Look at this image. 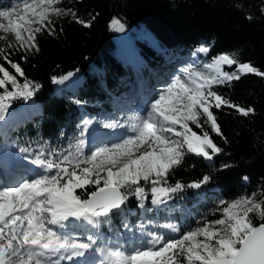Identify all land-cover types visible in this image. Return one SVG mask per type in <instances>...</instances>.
<instances>
[{
	"label": "snow or ice",
	"instance_id": "snow-or-ice-1",
	"mask_svg": "<svg viewBox=\"0 0 264 264\" xmlns=\"http://www.w3.org/2000/svg\"><path fill=\"white\" fill-rule=\"evenodd\" d=\"M62 3L22 0L10 9L0 10V41L5 45L0 47V59L14 70L0 64V120L13 100H27L40 87L27 79L20 82L18 77H24V71L10 59L8 50L38 52V34H55L53 18L71 16L84 27L91 26L73 9L58 6ZM112 26L124 30L117 19H113ZM209 51L206 45L195 50L205 55ZM233 65L234 71H225V66ZM180 72L182 75H176L150 102L145 114L103 125L125 128L131 135L85 153L84 137L90 121L84 120L76 142L65 152L53 149L46 154L41 148L36 154L31 162L41 173L12 186L0 185V264H64L89 252L99 254L98 264H264V223H253V214L264 221V198L258 200L257 193L221 200L220 218L205 220L176 238L146 231L147 226L141 224L139 231L148 239L131 250L119 243H104L98 232H89L85 240L64 231L69 221L78 222L74 227L98 229L114 212L123 210L130 196L141 201L143 207L145 185H150L152 202L160 204L185 187L200 188L211 179L206 175L188 185L179 181L168 184L169 174L183 164L186 154L211 161L222 151L208 130L222 136L213 108H235L244 116L254 112L233 104L214 86L231 84L247 74L264 77V71L251 62H241L235 54L225 53L202 68L185 67ZM71 75L60 80L54 77L53 82L62 83ZM19 151L31 155L27 147ZM89 187L94 190L88 191ZM124 227L129 225L125 223ZM163 227L179 233L175 225Z\"/></svg>",
	"mask_w": 264,
	"mask_h": 264
},
{
	"label": "trees",
	"instance_id": "trees-1",
	"mask_svg": "<svg viewBox=\"0 0 264 264\" xmlns=\"http://www.w3.org/2000/svg\"><path fill=\"white\" fill-rule=\"evenodd\" d=\"M12 2L16 6L22 0H0V10L7 9ZM58 6L73 9L91 26L84 27L71 16L53 18L55 34L46 31L38 34V52L8 50L10 59L24 71V77H18L20 82L27 79L40 87L25 101L26 119L14 128L2 127V149L15 144L36 154L41 148L46 154L53 149L65 152L81 132L79 107L90 110L100 125L115 118L120 109L114 99L125 91V82L133 78L132 69L124 65L127 46L123 39L137 43V55L149 65L158 62L163 50L179 58L206 45L210 51L199 56L201 67L227 53L264 71V0H63ZM113 19L123 24L124 38L116 36ZM139 36L142 40L136 39ZM118 39L122 42L120 46ZM152 44L158 47L154 49ZM4 46L0 41V47ZM0 64L14 73L3 59ZM235 67L225 66V71H234ZM69 73L75 78L73 84L68 85L67 79L53 82L54 77L60 80ZM214 90L233 104L254 112L244 116L235 108H213L222 136L208 130L222 151L209 162L186 154L183 164L169 174L168 184L179 181L188 185L206 175L211 179L200 188L185 187L171 194L170 200L178 204L161 209L156 220L150 210V185H145L147 198L143 207L141 201L130 196L122 211H116L108 222L91 230L98 232L104 243L122 240L127 235H133L137 242H146L148 238L138 233L141 224L147 226L146 231L174 238L163 225H175L179 234H183L205 220L220 218L221 200L231 201L251 193H257L258 200L264 198V77L243 75L231 84L214 86ZM192 127L199 133V129ZM194 192L204 193V200L191 208L194 214L191 217L185 207L197 199ZM133 208L135 213L131 214L129 210ZM253 223L259 225L264 221L253 214Z\"/></svg>",
	"mask_w": 264,
	"mask_h": 264
},
{
	"label": "rangeland",
	"instance_id": "rangeland-1",
	"mask_svg": "<svg viewBox=\"0 0 264 264\" xmlns=\"http://www.w3.org/2000/svg\"><path fill=\"white\" fill-rule=\"evenodd\" d=\"M116 36H120L123 37L125 36L123 31H118V34ZM136 39L138 40H142L141 37H136ZM126 42V51H127V57L126 59V65H130V66H134L133 65V60L139 62L138 60V55H137V46H139L137 43L132 44L130 41L123 39ZM118 45L122 42H120V40L118 39L117 41ZM151 43V42H150ZM119 45V46H120ZM153 48L156 49L158 46L156 44H152ZM164 60V59H163ZM172 62L171 60H168ZM147 65V64H146ZM180 64H177L176 66L178 67ZM184 67H196V61L194 59H192L190 62H186L184 64ZM167 66V62L164 60L163 61V65L162 68L163 70H161L162 68H150L147 72V76H150V78L147 81H143L141 87L139 86V84H134L135 81L132 80L131 84L129 85V93L130 96H128L127 98H125L124 100V106L123 108L127 109L126 113H125V117L123 118H118L116 121L113 122H123L125 121L130 115L133 114H145L148 106L150 104L151 101H153L154 99H156L158 97V95L160 94V92L171 82H169L171 79H174L173 77H167L166 75H168V73H170V69L169 72L163 73L164 72V68ZM175 65H172L171 67H174ZM157 71H161V72H157ZM75 82V78H73L72 76L70 78L67 79V84L71 85ZM73 87V86H71ZM143 90H150L152 92L151 97H148V100L144 103H142V95L144 93ZM59 90L58 88H56L55 94H58ZM147 95V93H146ZM136 100H140V103H136ZM25 101L28 102V99H16L13 100L11 102V106L8 108L7 113L5 114V117L3 120H0V128L2 126H7L9 128H14L18 125H20L22 123V120L26 119V113L25 110L23 109V107L25 106V104H27ZM119 129V128H116ZM113 130V129H112ZM118 132V131H116ZM132 133L128 132L127 129L123 128V134L121 137H118L119 134L115 137V135H106L105 136L102 133L99 132H95L94 137L91 138V140L89 141V146L90 149H95L97 147H102L105 145H110L112 143L118 142L119 140H121L122 138H124L127 135H131ZM4 135V134H3ZM101 135V136H99ZM87 140V139H86ZM87 145V142H86ZM85 150V149H84ZM143 150V149H142ZM91 150L87 151V153H90ZM1 154H5V153H1ZM17 155V154H16ZM13 156V157H16ZM28 168H31L30 165L27 166ZM8 171V170H7ZM42 170H39L38 168L36 169L37 174L41 173ZM10 172V170H9ZM12 175L10 182L15 183L16 182V178H17V174L16 173H11ZM34 178V176H32L31 174H27L25 175V177H19V180L16 182H20L23 179H31ZM15 183V184H16ZM0 185H4V186H8L5 183L4 177L1 175L0 173ZM12 186V185H11ZM201 199V194H199V201ZM134 212H131V214H133ZM88 226H86L85 228H80L81 232L88 230ZM67 233V232H66ZM79 237V235H77ZM82 239H85L83 236H81ZM86 240V239H85ZM133 248V247H132ZM132 248H130L129 250H131ZM89 253H95V252H89ZM97 256H99V254L97 253ZM100 258V257H99ZM99 258L95 259V261L93 262V264H98V260Z\"/></svg>",
	"mask_w": 264,
	"mask_h": 264
},
{
	"label": "bare ground",
	"instance_id": "bare-ground-1",
	"mask_svg": "<svg viewBox=\"0 0 264 264\" xmlns=\"http://www.w3.org/2000/svg\"><path fill=\"white\" fill-rule=\"evenodd\" d=\"M2 172L4 173V176L6 178L7 183L10 184V185H12V182H10L11 177H12V175L10 174L11 171L9 172L6 169H4ZM11 173H13V172H11ZM85 257L87 259H90L91 258V255H88V253H87V255Z\"/></svg>",
	"mask_w": 264,
	"mask_h": 264
}]
</instances>
